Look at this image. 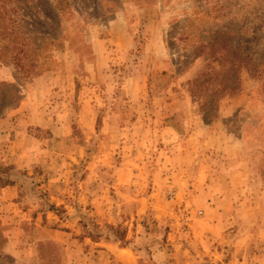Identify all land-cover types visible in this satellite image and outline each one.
I'll list each match as a JSON object with an SVG mask.
<instances>
[{
	"label": "rangeland",
	"instance_id": "obj_1",
	"mask_svg": "<svg viewBox=\"0 0 264 264\" xmlns=\"http://www.w3.org/2000/svg\"><path fill=\"white\" fill-rule=\"evenodd\" d=\"M241 1L0 0V264H264V77L216 93Z\"/></svg>",
	"mask_w": 264,
	"mask_h": 264
},
{
	"label": "trees",
	"instance_id": "obj_2",
	"mask_svg": "<svg viewBox=\"0 0 264 264\" xmlns=\"http://www.w3.org/2000/svg\"><path fill=\"white\" fill-rule=\"evenodd\" d=\"M238 6H243L242 8L237 7L236 5L233 6L231 9H229V6H223L221 5V9L224 11H231V10H237L238 13H243L240 17V20L237 22L239 26L241 27L239 29V33L241 34L243 30H245L246 25L253 26V32H251V38L247 41L245 40L246 37H249L245 34H242L244 36L243 40H240L239 47H236L234 51L232 50H226L228 51V56L230 57L229 61V71H231V77L229 76V81L227 84L225 82L218 84V89L216 91L222 94V93H230V94H237L240 91V80L237 76V80L234 78L236 77V71H233L232 67L234 65H237L239 68L246 69L249 73L250 77H264V0H259L256 2L255 6L249 11L244 13L245 5L243 4V1L237 3ZM252 11L251 15H247ZM247 39V38H246ZM245 40V41H244ZM252 48V49H251ZM225 67H222V69ZM214 75V78L218 74V71L212 73ZM204 73L200 74L195 80L192 82V91L191 93L194 96H201L203 95V92L209 91V89L206 88L208 85L207 82H205L203 79L205 78ZM238 75V74H237ZM235 80L233 83L232 81ZM203 81V82H202ZM205 99V97H204ZM221 97H218L215 102L218 103L220 101ZM10 107V106H9ZM8 107V108H9ZM205 110H208L207 108ZM205 120V117H204ZM13 169V167H2L0 165V189L13 185L12 182L9 180L10 177V171ZM106 227V226H105ZM95 229L98 227L94 226ZM110 231L116 232V237L118 240L123 241L126 237V230H120L119 228H112V227H106ZM100 233V232H99ZM89 238L94 239V237L90 234L88 235ZM100 237H97L96 240H99ZM47 245V244H45ZM40 247H43L44 245H39Z\"/></svg>",
	"mask_w": 264,
	"mask_h": 264
},
{
	"label": "crops",
	"instance_id": "obj_3",
	"mask_svg": "<svg viewBox=\"0 0 264 264\" xmlns=\"http://www.w3.org/2000/svg\"><path fill=\"white\" fill-rule=\"evenodd\" d=\"M190 126H192L191 124H190ZM202 126V125H201ZM197 127H194V128H192L191 130H189V134H188V136H187V139L184 141H180V143H179V145H175L174 147H175V149H176V151H177V148H180V147H182L183 145L185 146L184 147V150H186V151H188V152H186V151H184V152H180L178 155L180 156V157H188V158H190L191 157V161L193 160L192 159V156H193V153L191 152H189L190 151V148H192V141H193V135H195V136H198V134L201 136V135H203V134H206V131H207V129L208 128H201L200 129V132H197ZM173 132V131H172ZM190 133H191V135H190ZM190 139H191V141H190ZM191 142V143H190ZM198 144H203V140L201 139V140H198ZM178 146H180V147H178ZM191 154V155H190ZM190 155V156H189ZM195 178L197 179V180H199L200 179V177H199V175H197V176H195Z\"/></svg>",
	"mask_w": 264,
	"mask_h": 264
}]
</instances>
